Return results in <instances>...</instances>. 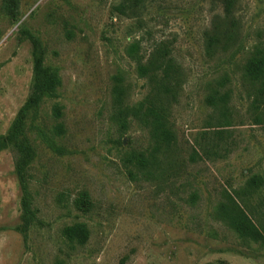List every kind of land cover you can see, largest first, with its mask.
Here are the masks:
<instances>
[{"label":"rangeland","instance_id":"1","mask_svg":"<svg viewBox=\"0 0 264 264\" xmlns=\"http://www.w3.org/2000/svg\"><path fill=\"white\" fill-rule=\"evenodd\" d=\"M122 3L0 0V136L13 134L31 95L34 39L61 80L57 95L23 118L15 142L31 154L0 151V264H264V243L216 214L226 192L259 176L239 201L264 224V123L254 120L243 75L253 45L264 43V0H235L236 41L212 56L205 33L222 22L224 0H146L137 14ZM162 45L181 76L169 108L176 140L156 150L150 128L123 122L113 100L118 75L129 104L154 95L137 57L147 61ZM215 88L230 91L229 123L206 102ZM59 123L65 132L55 135ZM78 222L89 229L84 244L63 234Z\"/></svg>","mask_w":264,"mask_h":264},{"label":"trees","instance_id":"2","mask_svg":"<svg viewBox=\"0 0 264 264\" xmlns=\"http://www.w3.org/2000/svg\"><path fill=\"white\" fill-rule=\"evenodd\" d=\"M145 2L146 0H128V3H122L118 5V8L123 12H126L128 8L137 14V9L143 6ZM224 4L222 22L215 21V24L205 33L206 52L211 56L232 46L240 29L233 10L235 0H224ZM33 44L34 69L31 95L21 109L19 123L16 125L13 134L0 136V151L12 145L18 148L22 156L31 154L28 147L15 142L16 136L24 132L22 123L24 116L28 115L31 110L38 109L45 99L55 97L57 88L61 83L58 73L45 65L43 50L38 40L34 39ZM137 71L141 76L150 74L153 77L152 81H155L156 92L137 104H129L124 76L118 75L114 87V106L117 116L123 118V122H127V118L130 117L149 127L156 144L155 148L160 150L164 146L172 145L176 140L175 132L169 120V108L170 104L177 98L181 70L175 59L169 54L167 47L162 45L155 50L152 57L147 61L137 57ZM243 75L252 90L251 107L254 112V120L256 123H264V43L258 42L253 45ZM226 80L227 78L223 79L219 85L223 86L227 82ZM230 96V91H221V89L215 88L206 97L207 104L219 112L217 120L220 124L229 123ZM54 114L61 117L62 112L59 105L54 106ZM54 131L55 135H60L65 132V128L59 123L54 127ZM49 144L53 150L59 153L64 152L63 147L55 141H49ZM137 159L142 165L147 163L143 153L138 154ZM21 180L25 192L23 198L25 220L30 222L35 214L30 208L28 186L24 179ZM261 182L262 178L255 176L248 181L245 189L235 190V193L226 192L225 200L219 203L216 214L240 237L245 240L264 243V224L258 225L239 201L240 198L251 194ZM81 202L84 204L83 200ZM63 234L71 242L84 244L89 238V229L85 223L78 222L66 226Z\"/></svg>","mask_w":264,"mask_h":264}]
</instances>
